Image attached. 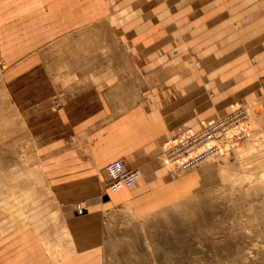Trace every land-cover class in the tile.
I'll return each instance as SVG.
<instances>
[{"label": "crops", "instance_id": "obj_1", "mask_svg": "<svg viewBox=\"0 0 264 264\" xmlns=\"http://www.w3.org/2000/svg\"><path fill=\"white\" fill-rule=\"evenodd\" d=\"M156 2L0 0V60L7 68L28 61L60 34L79 36L83 22L104 5L111 10L109 33L120 40L127 63L129 52L136 56L144 75L131 103L128 85L121 83L79 91L57 105L65 125L69 110L88 113L71 127L87 148L55 155L46 186L51 201L21 209L24 222H16L18 208L1 205L0 264H52L60 248L68 264H77L105 241L108 214L123 209L146 218L211 187L222 180L218 167L175 176L162 161L166 141L182 127L199 130L204 121L227 116L233 102L234 108L258 102L264 110V0H169L167 11ZM187 55L202 68L188 67ZM96 110L123 111L107 118L109 112ZM118 158L140 176L111 191L105 166ZM78 202L86 206L83 214Z\"/></svg>", "mask_w": 264, "mask_h": 264}, {"label": "rangeland", "instance_id": "obj_2", "mask_svg": "<svg viewBox=\"0 0 264 264\" xmlns=\"http://www.w3.org/2000/svg\"><path fill=\"white\" fill-rule=\"evenodd\" d=\"M168 1L156 6L162 4L161 11H167ZM94 12L79 36L60 34L12 69L0 60V208H18L16 222H24L21 209L27 205L51 201L46 186L51 185L48 172L56 167L55 155L87 148L71 127L88 113L69 110L65 125L64 111L56 110L57 105L79 91L110 90L121 83L128 85L129 103L140 91L144 75L134 63L136 56L129 52L127 63L120 40L107 28L110 8L98 6ZM185 57L188 67L202 68L200 60ZM15 76L21 78L10 83ZM257 103H239L248 119L241 124L245 135L230 152L189 170L214 165L222 180L146 218L123 209L108 214L105 241L77 264H264V110ZM96 111L109 112L108 118L123 110ZM166 167L175 176L189 172ZM57 255L59 259L49 260L52 264H68L62 248Z\"/></svg>", "mask_w": 264, "mask_h": 264}, {"label": "built area", "instance_id": "obj_3", "mask_svg": "<svg viewBox=\"0 0 264 264\" xmlns=\"http://www.w3.org/2000/svg\"><path fill=\"white\" fill-rule=\"evenodd\" d=\"M237 110L240 109L232 110L226 117L204 121L199 130L190 127L167 140L163 148V160L166 165H171V169L176 173L186 172L208 159L230 152L236 141L245 135L241 124L248 119L246 109ZM234 129L236 131L230 135V131ZM105 170L109 176L107 188L111 191L131 186L140 176L139 170L129 167L120 158L107 163ZM76 208L79 214L85 211L82 202H78Z\"/></svg>", "mask_w": 264, "mask_h": 264}, {"label": "bare ground", "instance_id": "obj_4", "mask_svg": "<svg viewBox=\"0 0 264 264\" xmlns=\"http://www.w3.org/2000/svg\"><path fill=\"white\" fill-rule=\"evenodd\" d=\"M257 104H258V103H257ZM257 104H255V105H257ZM257 106H258V105H257ZM241 107H242V105H239V106H236L234 109H240V110H237V111H242L241 109H242L243 107H242V108H241ZM244 109H245V108H244ZM254 110H255V109H254ZM246 130H247V129H246ZM236 142H237V141H236ZM234 145H235V144H234ZM234 145H233V146H234ZM137 181H138V180H137ZM125 187H127V186H125ZM125 187H123V188H125ZM123 188H121V189H123ZM121 189H120V190H121ZM84 206H85V204H84ZM85 208H86V206H85Z\"/></svg>", "mask_w": 264, "mask_h": 264}]
</instances>
